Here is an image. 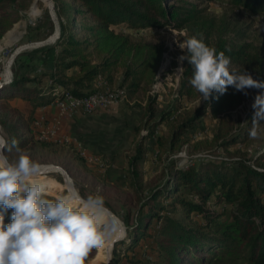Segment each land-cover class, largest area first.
Listing matches in <instances>:
<instances>
[{"label": "trees", "instance_id": "obj_1", "mask_svg": "<svg viewBox=\"0 0 264 264\" xmlns=\"http://www.w3.org/2000/svg\"><path fill=\"white\" fill-rule=\"evenodd\" d=\"M56 1L63 22L60 36L52 47L56 49L52 58L53 68L39 76L15 79L8 89H16L17 92L11 96L47 106L58 95L56 86L76 96L86 95L96 90L93 84L98 76L103 75L112 82L117 69L122 71L121 85H127L130 94L154 84L167 49L165 42L134 38L120 27L137 32L142 29L178 28L185 32L184 41L192 36L199 38L202 34L205 44L230 58V70L246 72L253 79L264 82V35L252 39L251 23H244L226 11L221 14L211 12L207 6L200 4L202 0H78V4L68 0ZM30 2L0 0V39L22 18ZM228 2L237 8H247L252 15L264 13V0ZM192 74V66L184 60L178 97L169 110L162 111L161 122L174 115L184 106L183 103L202 100L199 106L179 112L181 121L172 144L176 145L186 131L195 127L209 108L218 120L210 144L230 149L254 127L253 117L249 116L246 123L239 125L232 111L257 88L237 91L229 86L223 94L214 91L208 100H204L189 82ZM44 77L50 79L47 88L29 86V83H40ZM150 115L151 118L155 116L154 109ZM262 120L256 123L255 130ZM157 125L156 122L151 127L149 137L154 134ZM28 127L16 122L10 132L14 134L24 128L30 130ZM30 139L19 141L9 138L7 141L11 144L12 140H16L18 145H24ZM145 152L146 148L141 143L132 165L142 160ZM263 159L264 155L255 156L253 161L256 166L247 159L210 160L184 168L173 163L163 183L148 195L144 203L148 209L142 211L129 230L133 240L126 246L127 249H135L138 240L150 236L146 231L157 219L159 226L156 232L160 237L156 238L157 249L154 250L157 258L155 261L132 258L130 263L224 264L234 263L241 256L249 264H264ZM47 190L55 193L50 187L44 189V193ZM187 195L195 198H188ZM44 198L58 199L50 194H44ZM162 198L172 201L164 204ZM221 203L230 207L229 212L215 209L214 206ZM177 208L182 216H176ZM11 211L9 209L5 214V224L10 221ZM193 212L203 221L193 220ZM124 243V240L118 242L121 245ZM95 252L96 247L87 253L83 261L92 258ZM119 255L121 252L115 251V257L109 264H123Z\"/></svg>", "mask_w": 264, "mask_h": 264}, {"label": "rangeland", "instance_id": "obj_2", "mask_svg": "<svg viewBox=\"0 0 264 264\" xmlns=\"http://www.w3.org/2000/svg\"><path fill=\"white\" fill-rule=\"evenodd\" d=\"M68 1L79 3L78 0ZM200 4L207 6L211 12L221 14L226 11L244 23H251L252 39L264 35V13L252 15L247 8L234 7L228 0H202ZM62 22L56 0H31L22 18L0 39V136L19 141L31 138L29 143L18 147L37 165L30 180L43 189L50 187L55 191L47 190L44 194L58 199L102 198L103 210H107L102 220L110 231L103 244L98 249L96 247L94 256L83 264H109L117 250L121 252L119 256L123 264H132L129 261L132 258L155 261L156 238H160L156 232L159 226L157 219L146 231L150 236L138 240L135 249L126 248L133 240L129 230L142 211H147L144 203L151 191L163 183L173 163L184 168L210 160L247 159L256 166L253 158L264 155V119L255 136L249 133L237 145L223 149L210 144L218 120L208 108L198 124L186 131L176 145L172 144L181 121L179 112L202 103V100L185 102L174 115L161 122L162 111L169 110L178 97L182 76L183 62L179 57L183 56V51L179 44L184 41L185 32L178 28L142 29L138 32L127 27L119 28L134 38L162 40L167 49L154 84L133 94L129 93L127 85H121L120 69L115 72L112 82L103 75L98 76L93 89L97 90L108 82V85L123 91V99L110 108L87 113L81 108L63 110L54 104L57 96L47 106L11 96L17 92L16 89H8L15 79L39 76L53 68L52 58L56 49L52 47L60 36ZM49 84L50 79L44 77L40 83H29V86L42 89ZM62 90L65 89L56 86V92L61 93ZM257 95H264V89L250 92L247 99L232 111L239 125L246 123L249 116H254L253 103ZM153 109L155 116L151 118L150 111ZM38 121L43 122L44 129L39 128ZM16 122L27 124L30 130L24 128L11 133L10 128ZM156 122V130L149 137L150 129ZM53 124L58 127L56 136L47 133V127ZM141 143L146 148L145 157L134 166L132 162ZM20 154L15 149L6 153L10 160L18 159ZM187 197L195 198L192 195ZM171 201L170 198H162L164 204ZM214 207L225 212L230 209L222 203ZM170 208L173 210V207ZM175 214L182 216L179 208ZM191 218L203 221L194 212ZM123 240L124 244H118ZM224 264L249 263L240 256L234 263Z\"/></svg>", "mask_w": 264, "mask_h": 264}, {"label": "clouds", "instance_id": "obj_3", "mask_svg": "<svg viewBox=\"0 0 264 264\" xmlns=\"http://www.w3.org/2000/svg\"><path fill=\"white\" fill-rule=\"evenodd\" d=\"M193 68L191 86L208 100L212 93L223 94L229 86L237 91L264 88V82L253 79L243 71L230 70V58L204 43L200 34L179 44ZM253 108L255 125L264 119V95L255 97ZM15 149L21 153L10 160L6 153ZM37 165L22 154L18 142L11 144L0 136V264H83V259L94 247L108 237L109 226L102 220L100 197L74 200L44 198L41 185L30 180ZM11 209L10 221L5 214Z\"/></svg>", "mask_w": 264, "mask_h": 264}, {"label": "built area", "instance_id": "obj_4", "mask_svg": "<svg viewBox=\"0 0 264 264\" xmlns=\"http://www.w3.org/2000/svg\"><path fill=\"white\" fill-rule=\"evenodd\" d=\"M103 85V89H97L94 92L82 96H76L68 90H62L61 93L58 91L54 104L63 110L67 108L69 110L81 108L84 112L92 113L98 109L110 108L123 99L124 94L121 89L108 85V82H104ZM37 123L40 129H44L43 122L38 121ZM47 133L50 136H56L58 127L55 124L48 126Z\"/></svg>", "mask_w": 264, "mask_h": 264}, {"label": "crops", "instance_id": "obj_5", "mask_svg": "<svg viewBox=\"0 0 264 264\" xmlns=\"http://www.w3.org/2000/svg\"><path fill=\"white\" fill-rule=\"evenodd\" d=\"M96 84H97V82H96ZM103 88H104V85L103 86L101 85V88H99V89H103Z\"/></svg>", "mask_w": 264, "mask_h": 264}, {"label": "bare ground", "instance_id": "obj_6", "mask_svg": "<svg viewBox=\"0 0 264 264\" xmlns=\"http://www.w3.org/2000/svg\"><path fill=\"white\" fill-rule=\"evenodd\" d=\"M11 35V34H10ZM9 36V35H8Z\"/></svg>", "mask_w": 264, "mask_h": 264}]
</instances>
